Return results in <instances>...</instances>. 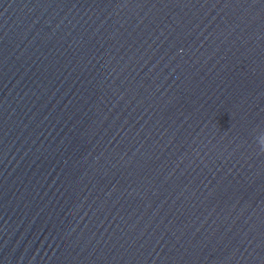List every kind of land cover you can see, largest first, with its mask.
Masks as SVG:
<instances>
[{
	"label": "water",
	"instance_id": "1",
	"mask_svg": "<svg viewBox=\"0 0 264 264\" xmlns=\"http://www.w3.org/2000/svg\"><path fill=\"white\" fill-rule=\"evenodd\" d=\"M261 133V0H0V264H264Z\"/></svg>",
	"mask_w": 264,
	"mask_h": 264
},
{
	"label": "clouds",
	"instance_id": "2",
	"mask_svg": "<svg viewBox=\"0 0 264 264\" xmlns=\"http://www.w3.org/2000/svg\"><path fill=\"white\" fill-rule=\"evenodd\" d=\"M256 143L261 150H264V133L256 136Z\"/></svg>",
	"mask_w": 264,
	"mask_h": 264
},
{
	"label": "snow or ice",
	"instance_id": "3",
	"mask_svg": "<svg viewBox=\"0 0 264 264\" xmlns=\"http://www.w3.org/2000/svg\"><path fill=\"white\" fill-rule=\"evenodd\" d=\"M261 2H264V0H261Z\"/></svg>",
	"mask_w": 264,
	"mask_h": 264
}]
</instances>
